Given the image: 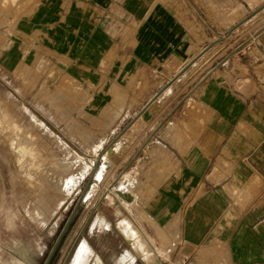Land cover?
Masks as SVG:
<instances>
[{"label":"crops","instance_id":"crops-1","mask_svg":"<svg viewBox=\"0 0 264 264\" xmlns=\"http://www.w3.org/2000/svg\"><path fill=\"white\" fill-rule=\"evenodd\" d=\"M224 16V0H0V77L21 98L54 86L62 128L97 147L89 264H264V27Z\"/></svg>","mask_w":264,"mask_h":264},{"label":"rangeland","instance_id":"rangeland-1","mask_svg":"<svg viewBox=\"0 0 264 264\" xmlns=\"http://www.w3.org/2000/svg\"><path fill=\"white\" fill-rule=\"evenodd\" d=\"M263 4L264 0H224V26L240 27L239 33L245 29L244 35L263 28L264 8L256 11ZM209 64L198 65L194 76L199 79ZM59 101L54 86L38 89L33 98H21L0 77V264H44L94 168L88 154L97 147H89L86 130L74 134L62 128ZM101 190L86 192L53 264H71L79 245L89 239V219ZM21 245L33 260L21 259Z\"/></svg>","mask_w":264,"mask_h":264},{"label":"bare ground","instance_id":"bare-ground-1","mask_svg":"<svg viewBox=\"0 0 264 264\" xmlns=\"http://www.w3.org/2000/svg\"><path fill=\"white\" fill-rule=\"evenodd\" d=\"M99 177H100V175H98L97 176V181H98V179H99ZM129 188V187H128ZM131 189V188H130ZM129 189V190H130ZM121 190V189H120ZM130 193V192H129ZM130 197V196H129ZM131 202V201H130ZM118 212V211H117ZM123 219V218H122ZM121 219V220H122ZM129 219V218H128ZM130 220V219H129ZM100 224H101V222H99ZM98 223V224H99ZM104 223V222H103ZM125 224V223H124ZM123 224V225H124ZM126 226L125 227H129L130 228V224L129 223H127V224H125ZM136 225V224H135ZM132 226V225H131ZM137 226V225H136ZM124 227V226H123ZM134 228H135V226H134ZM132 229V228H131ZM126 230V229H125ZM124 230V231H125ZM128 231V230H127ZM126 231V232H127ZM140 231V230H139ZM129 232L132 234V235H135L136 234V232L135 231H133V230H130L129 229ZM137 236V235H136ZM134 238H136V237H134ZM23 249V248H22ZM139 249L140 250H142L143 251V249H144V247H143V244L142 245H140L139 246ZM23 254H24V252H23ZM91 256H92V250H91V248H90V246H89V244L85 241V240H83L82 241V243L79 245V248H78V250L76 251V254H75V256L73 257V260H72V263L71 264H89V260H90V258H91ZM126 257V256H125ZM24 258V257H23ZM128 258V257H127ZM126 259V258H125ZM1 260V259H0ZM2 261V260H1ZM24 261V260H23ZM117 263L118 264H121V261H122V259L121 258H118L117 260ZM132 261V260H131ZM102 262V261H101ZM100 262V260L99 259H97V263L96 264H103V263H101ZM3 264H8V262H4Z\"/></svg>","mask_w":264,"mask_h":264},{"label":"water","instance_id":"water-1","mask_svg":"<svg viewBox=\"0 0 264 264\" xmlns=\"http://www.w3.org/2000/svg\"><path fill=\"white\" fill-rule=\"evenodd\" d=\"M263 8H264V4L261 5L259 8H257L256 11H259V10H261V9H263ZM240 23H241V22H239V24H240ZM233 29H234V28H231V29L229 30V32H231ZM165 87H166V86H165ZM94 178H95V173H93V174L89 177L88 181L86 182V184H85V186H84V189H83V192H82V194H81L80 198L78 199V202H77V204H76V206H75V211H76V209H77L79 206H82V204L85 203V194H86V192L89 190L91 184L94 182ZM75 211H73L72 215L69 217V220H68L66 226L64 227L62 233L59 235V237H58L56 243L54 244V246H53L52 250L50 251V253H49V255H48L46 261L44 262V264H53V263H54V259H55V251H56L58 245L60 244V241H61V239H62V237H63V235H64V232L66 231L67 227L69 226L70 223H72V222L75 220V219H74V214L76 213Z\"/></svg>","mask_w":264,"mask_h":264},{"label":"flooded vegetation","instance_id":"flooded-vegetation-1","mask_svg":"<svg viewBox=\"0 0 264 264\" xmlns=\"http://www.w3.org/2000/svg\"><path fill=\"white\" fill-rule=\"evenodd\" d=\"M15 242L17 244H19V242L17 240ZM23 252H24V254H23ZM20 255H21V259L24 260V261H31V260H33L32 257H31V255L29 254L28 249L24 245H21V253H20ZM8 264H16V262H13V263H9L8 262Z\"/></svg>","mask_w":264,"mask_h":264}]
</instances>
